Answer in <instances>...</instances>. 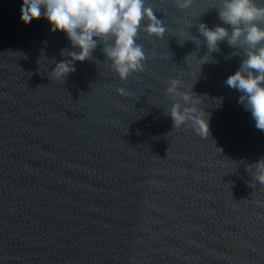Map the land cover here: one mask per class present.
<instances>
[{"label":"water","instance_id":"1","mask_svg":"<svg viewBox=\"0 0 264 264\" xmlns=\"http://www.w3.org/2000/svg\"><path fill=\"white\" fill-rule=\"evenodd\" d=\"M222 2L146 0L165 32L141 25L144 68L121 81L101 44L52 74L79 50L0 0V264H264V132L224 83L244 53L199 32L231 31ZM173 79L209 136L173 127Z\"/></svg>","mask_w":264,"mask_h":264},{"label":"clouds","instance_id":"2","mask_svg":"<svg viewBox=\"0 0 264 264\" xmlns=\"http://www.w3.org/2000/svg\"><path fill=\"white\" fill-rule=\"evenodd\" d=\"M145 3L146 0H22L20 22L27 26L43 17L50 32H63L72 48L79 50L66 53L69 59L57 63L51 72L55 76L64 79L75 71V62L91 59L101 44L103 55L123 81L144 68L145 51L136 42L141 25L146 24L144 31L150 37L159 38L165 32L161 20ZM216 9L219 20L230 26L231 31L221 26L210 29L201 23L200 35L209 54L218 52V44L223 41L238 50L232 56L243 51L238 70L224 83L241 93L238 103L250 111L256 129L264 132V28L259 26L264 23V7H257L255 0H223L222 7ZM179 85L180 81L173 79L166 92L177 97L168 113L173 127L190 124L198 135L209 136V116L206 114L205 121L201 110L193 104V97L180 92ZM117 93L127 95L123 88H118ZM253 165V178L264 185V158L249 166Z\"/></svg>","mask_w":264,"mask_h":264}]
</instances>
